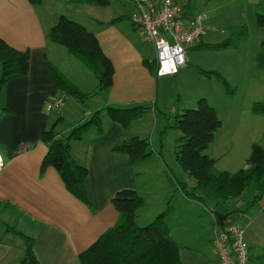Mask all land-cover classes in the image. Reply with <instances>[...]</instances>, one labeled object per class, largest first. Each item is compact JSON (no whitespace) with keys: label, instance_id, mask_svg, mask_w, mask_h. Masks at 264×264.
<instances>
[{"label":"crops","instance_id":"obj_1","mask_svg":"<svg viewBox=\"0 0 264 264\" xmlns=\"http://www.w3.org/2000/svg\"><path fill=\"white\" fill-rule=\"evenodd\" d=\"M153 1L160 4L163 0ZM51 29H46L37 7L28 0H0V38L18 50L30 51L29 74L9 81L1 99L7 113L0 111V155L6 162L0 174V264H19L25 254L24 241L8 231L11 228L35 239L34 252L40 264H81L79 254L117 223L119 215L112 199L118 192L132 190L143 197L145 204L138 211L136 222L145 226L166 210L176 186L156 152L149 159L159 162L155 163L157 172L150 174L153 179H149L148 169L140 167L144 161L132 164L127 154L114 152V147L121 142L143 138L141 119L124 128L107 116H103V134L91 128L82 141L72 145L74 160L88 169L86 190L90 208L66 191L54 169H48L41 176L40 166L47 153L40 143L41 137L53 123L61 119L58 131L65 135L87 122L95 112L106 113L109 107L147 106L157 95L154 85L159 78L144 67L143 62L148 58L137 51L134 43L104 46L99 38L104 53L114 64L115 73L113 86L95 95L96 77L82 61H73L76 59L70 57L72 54H63L58 47L50 45ZM204 45L203 39L201 45L190 49L188 54ZM58 52L64 56L63 63ZM49 64L89 98L82 103L65 97L52 80ZM53 98L62 100V106L54 110L58 111L55 118L52 117L54 111H47L48 102ZM151 112L149 117L155 118V113ZM246 151L242 159L250 156L251 152ZM238 159V156L232 158L234 162ZM164 176L170 185L168 189L161 188ZM187 186L195 188V180L188 181ZM175 190V197L181 194L178 185ZM182 196L179 198L201 208L195 211L198 217L215 224L214 231H209L210 244L203 257H193L191 248L187 247L184 254L180 250L182 262L220 264L214 245L218 215L213 203L203 205ZM246 201L238 202L237 207L244 209ZM217 211L225 212L223 209ZM221 223L220 229L229 225L242 226L249 245V264H264V198L248 210L221 219Z\"/></svg>","mask_w":264,"mask_h":264},{"label":"trees","instance_id":"obj_2","mask_svg":"<svg viewBox=\"0 0 264 264\" xmlns=\"http://www.w3.org/2000/svg\"><path fill=\"white\" fill-rule=\"evenodd\" d=\"M42 1L28 0L34 7L41 5ZM74 2L78 5L96 7H107L110 4L109 0H74ZM191 2L192 0H189L188 5ZM126 18L131 21L129 16ZM258 24L264 27V15H258ZM244 32L245 30L242 34ZM48 39L66 47L70 54L76 56L94 73L98 84L95 95H101L113 86L114 64L104 53L98 38L84 26L66 16H60L58 23L49 32ZM206 47L211 48L210 45ZM144 65L158 77L156 61L145 60ZM258 66L264 69L263 52L258 55ZM49 67L54 84L65 97L74 98L82 103L89 98L88 94L81 92L54 66L49 64ZM29 71L30 51L18 50L0 38V111L7 113L1 104L7 83L27 76ZM216 75L225 85L227 84L219 73ZM151 111L152 108L145 105L126 108L109 107L106 113L95 112L87 122L74 127L65 135L58 131L61 120L58 119L43 132L41 137L40 143L47 149L40 166L41 176H44L48 169H54L66 191L90 208L86 190L88 169L74 160L73 143L82 141L91 128L103 134V116L128 128L134 121L146 117ZM254 112L264 115V104H255ZM175 128L182 133L177 140V160L182 170L196 182V187L190 190L185 182L177 180L179 189L187 198L197 200L203 205L207 202L213 203L216 214L222 220L248 210L262 201L264 198L262 146L258 144L252 146L248 167L236 173L218 170L216 160L205 154L214 142L216 133L222 128V121L216 109L206 99H200L196 108L186 109L176 116ZM148 147L147 140L134 137L119 143L113 150L116 153L127 154L132 164H136L150 157L152 151ZM250 189H254L253 198L245 202L244 209L237 207V203L244 201V195ZM112 204L119 215L117 223L79 254L81 264H184L181 260L180 248L170 235V224L175 216V209L171 204L145 226H139L136 222L137 213L145 204L143 197L137 192L120 191L112 199ZM217 209H223L225 212L219 213ZM8 231L24 241L25 254L19 264H40L34 252L35 239L15 228Z\"/></svg>","mask_w":264,"mask_h":264},{"label":"rangeland","instance_id":"obj_3","mask_svg":"<svg viewBox=\"0 0 264 264\" xmlns=\"http://www.w3.org/2000/svg\"><path fill=\"white\" fill-rule=\"evenodd\" d=\"M109 1L107 7H96L78 5L74 0H43L37 9L47 30L58 23L60 16H66L93 32L104 46L134 43L148 61H155L156 52L145 40L144 31L126 18L129 14L127 2ZM179 1L186 6L189 0ZM188 7L194 15L207 16L205 47L187 54V67L178 74L157 78L154 85L157 95L147 105L152 108L155 118L148 114L140 120L142 139L147 140L152 151L148 161L144 160L140 167L148 169L149 179H153L150 174L157 172L155 163L159 162L149 159L156 152L164 161V169L175 187L177 180L187 185L188 181L194 180L182 170L177 160V140L182 133L175 128V117L186 109L196 108L200 99H206L216 109L223 124L205 153L215 158L218 170L236 173L246 169L249 155L242 159L244 150L251 152L254 144L264 148V115L254 112L255 104H264V69L258 66V55L264 53V27L258 24V15H264V0H192ZM50 45L58 47L63 54L68 53L62 45L53 42ZM209 45L211 48L206 47ZM58 55L63 63L64 56L60 52ZM70 57L78 61L76 56ZM216 73L227 82L226 85ZM57 115L58 111H54L52 117ZM235 156L239 158L237 162L232 160ZM164 177H161L165 182L161 188L168 189L170 185ZM175 187L169 199L175 209L170 235L183 254L189 247L193 257L201 258L210 244L208 234L215 229L214 221L211 224L205 217H198L195 211L201 208L188 203L185 198L180 199L184 195L180 189L178 193L182 195L175 197ZM254 193V189L247 190L244 200H251ZM216 219L219 231L222 223L219 216Z\"/></svg>","mask_w":264,"mask_h":264},{"label":"built area","instance_id":"obj_4","mask_svg":"<svg viewBox=\"0 0 264 264\" xmlns=\"http://www.w3.org/2000/svg\"><path fill=\"white\" fill-rule=\"evenodd\" d=\"M131 21L144 31L145 40L156 52L158 77L176 75L187 67L188 51L198 46L207 34V16L194 15L179 0H124ZM62 100L50 99L47 111L58 110ZM6 162L0 155V174ZM220 264H249V245L244 228L229 225L221 228L214 240Z\"/></svg>","mask_w":264,"mask_h":264}]
</instances>
